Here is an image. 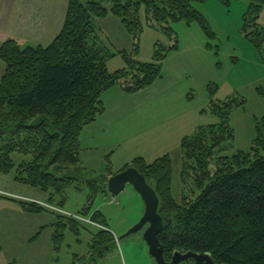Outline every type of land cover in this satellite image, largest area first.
<instances>
[{
	"label": "trees",
	"instance_id": "obj_1",
	"mask_svg": "<svg viewBox=\"0 0 264 264\" xmlns=\"http://www.w3.org/2000/svg\"><path fill=\"white\" fill-rule=\"evenodd\" d=\"M204 1L69 0L63 28L50 44L23 46L12 38L3 42L0 174L14 171L15 181L48 194L49 202L63 208L66 189L80 182L81 132L104 113L101 99L104 91L117 83L128 92L138 91L161 76L164 55L158 48L154 55L156 62L149 63H139L131 54L122 52L130 69L111 73L107 61L112 54L98 43L95 19L108 15L121 18L134 37L136 52L142 31V6L150 25L161 24L170 32V22L198 19L205 24L193 5ZM252 23L257 25L256 21ZM250 35L258 46H263L264 29L256 26ZM241 103L243 100L232 98L219 105L211 104L219 122L199 126L193 135L184 138L181 172L184 188L179 201L173 195L171 156L165 155L153 163L138 158L122 170L134 167L143 174L159 197L158 213L164 224L172 220L158 234L166 261L180 250L208 253L217 264H264L262 127L258 128L250 151L227 153L235 139L230 114ZM14 153L30 156V160L17 163ZM115 174L108 164L102 181L86 180L90 187L88 202L78 215L103 227L93 234L88 256H78L84 264H100L116 245L115 234L108 229L103 214L97 210L91 213L95 197L108 192V180ZM188 184L193 188L188 189ZM195 190L200 194L196 195ZM18 203L29 214L52 212L31 200ZM52 213L57 214L56 222L50 225L53 249L59 250L64 240L62 230L70 227L78 234L82 222L63 212ZM48 227L42 226L31 240H37Z\"/></svg>",
	"mask_w": 264,
	"mask_h": 264
},
{
	"label": "rangeland",
	"instance_id": "obj_2",
	"mask_svg": "<svg viewBox=\"0 0 264 264\" xmlns=\"http://www.w3.org/2000/svg\"><path fill=\"white\" fill-rule=\"evenodd\" d=\"M193 5L207 28L198 19L179 20L169 23V32L161 24L150 25L142 6V31L136 52L134 37L121 18L108 15L95 19L98 43L112 54L107 61L111 73L130 69L122 52L139 63H149L156 62L158 48L164 55L161 76L138 91L128 92L117 83L102 94L104 113L86 125L80 135V182L66 189L67 201L61 208L68 212L62 214L72 215L82 225L78 234L70 227L62 230L64 240L59 250L52 247L50 227L57 220L52 212L59 208L48 201V194L15 181L14 171L0 174V264H84L78 256H88L92 236L103 226L88 222L90 219L86 222L78 213L88 202L90 187L86 180L102 181L108 164L112 172L119 173L138 158L153 163L171 156L173 195L179 201L184 188L182 142L199 126L219 122L211 104L232 98L243 100L230 114L235 139L227 153L251 150L258 128L264 130V44L258 46L250 33L256 26L264 29V2L206 0ZM20 43L25 46L41 42ZM0 66L4 69L1 60ZM13 158L17 163L30 160V156L17 153ZM187 188L193 186L188 184ZM17 200L34 201L52 212L26 213ZM95 210L103 214L116 237V245L100 264H158L144 237L148 225L128 234L145 211L141 195L131 184L117 195L99 193L91 213ZM44 225H49L46 231L37 240H29Z\"/></svg>",
	"mask_w": 264,
	"mask_h": 264
},
{
	"label": "crops",
	"instance_id": "obj_3",
	"mask_svg": "<svg viewBox=\"0 0 264 264\" xmlns=\"http://www.w3.org/2000/svg\"><path fill=\"white\" fill-rule=\"evenodd\" d=\"M68 3L69 0H0V47L9 38L50 44L63 28ZM3 73L0 66V80Z\"/></svg>",
	"mask_w": 264,
	"mask_h": 264
},
{
	"label": "water",
	"instance_id": "obj_4",
	"mask_svg": "<svg viewBox=\"0 0 264 264\" xmlns=\"http://www.w3.org/2000/svg\"><path fill=\"white\" fill-rule=\"evenodd\" d=\"M127 184H131L135 188L145 203V211L141 221L128 234L137 232L148 225L144 237L148 243L151 256L158 264H188L190 262L193 264H217L208 253L183 252L180 250L174 251L171 260L166 261L164 248L158 234L165 230L172 220L170 219L167 224H164L163 218L158 213L160 200L155 189L149 185L146 177L134 167L111 176L108 180V191L113 195H117L125 190Z\"/></svg>",
	"mask_w": 264,
	"mask_h": 264
},
{
	"label": "built area",
	"instance_id": "obj_5",
	"mask_svg": "<svg viewBox=\"0 0 264 264\" xmlns=\"http://www.w3.org/2000/svg\"><path fill=\"white\" fill-rule=\"evenodd\" d=\"M57 211L59 212H63V213H66L65 211L61 210V209H57Z\"/></svg>",
	"mask_w": 264,
	"mask_h": 264
},
{
	"label": "bare ground",
	"instance_id": "obj_6",
	"mask_svg": "<svg viewBox=\"0 0 264 264\" xmlns=\"http://www.w3.org/2000/svg\"><path fill=\"white\" fill-rule=\"evenodd\" d=\"M147 228V227H146ZM161 233V232H160Z\"/></svg>",
	"mask_w": 264,
	"mask_h": 264
}]
</instances>
